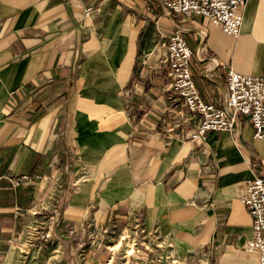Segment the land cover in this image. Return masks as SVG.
Masks as SVG:
<instances>
[{"label":"crops","instance_id":"obj_1","mask_svg":"<svg viewBox=\"0 0 264 264\" xmlns=\"http://www.w3.org/2000/svg\"><path fill=\"white\" fill-rule=\"evenodd\" d=\"M244 15L235 37L162 0H0V264H17L45 210L73 261L77 239L137 210L180 259L260 264L241 195L264 175V137L244 117L192 139L198 118L165 90L161 61L160 35L179 24L197 88L222 103L231 67L264 76V0Z\"/></svg>","mask_w":264,"mask_h":264},{"label":"built area","instance_id":"obj_2","mask_svg":"<svg viewBox=\"0 0 264 264\" xmlns=\"http://www.w3.org/2000/svg\"><path fill=\"white\" fill-rule=\"evenodd\" d=\"M248 1L162 0V3L168 15L199 14L205 16L211 24L237 37L241 34ZM91 9V7L87 8V15L90 14ZM172 32L169 36L165 33L160 35V44L167 50L161 58L166 65L165 90L175 92L189 114L198 118L197 129L193 131L191 138L199 143L204 142L211 134H216L220 130H232L244 117L251 121L255 131L254 136L258 139L264 137V76L241 73L231 67L228 70L224 101L220 104L206 102L191 72L190 59L193 50L187 43L179 24ZM146 59L143 58L142 61L147 62ZM133 85L140 86L137 81ZM253 174L246 180L245 191L241 195L242 202L248 206L253 218V235L244 242V247L247 250H257L260 254V264H264V175ZM127 221L123 232L129 231L127 234L134 233L136 236H142V244L145 248L150 247V242L159 248L164 247L167 250L165 260L170 261L168 264H181L182 261L174 251L173 244L159 232L158 225L151 228L147 226L143 221L142 213L137 210L128 214ZM119 227L115 218L111 217L109 223L102 227L103 235L112 239ZM49 235L50 232L46 231V236ZM201 252L202 254L193 257L197 258L199 264H209L207 257L203 251ZM163 257L164 255H161L155 264H160Z\"/></svg>","mask_w":264,"mask_h":264},{"label":"rangeland","instance_id":"obj_3","mask_svg":"<svg viewBox=\"0 0 264 264\" xmlns=\"http://www.w3.org/2000/svg\"><path fill=\"white\" fill-rule=\"evenodd\" d=\"M50 216L51 213L45 210L38 216V219L35 217V220L30 222L28 233L31 232L30 235H32L33 241H28L25 246L21 245L17 248V264H86L91 259V255L97 256L95 264L99 260L102 262L101 264H110V259H114L111 264H155L161 258V255H164V257L160 264H168L170 262L169 260H165L167 250L164 247L161 246L159 248L150 242V247L145 248L142 244V236H136L134 233L128 234L131 236L130 239L124 241V244L116 251L110 250L109 246L116 245L120 237L129 232H123V228L127 225V220L123 226L119 227L112 239L103 235L102 228L90 229L85 236L77 239L78 251L76 254L78 260L73 261L70 259V256L72 258L74 253L72 249L69 251L67 248H64L61 244L62 240H58L54 234L46 236V231H51ZM36 232H44V238L35 237L34 234ZM149 238L152 237L149 236ZM132 244H134L133 250L135 251L129 255ZM89 248L93 249L94 252L92 254L88 250ZM181 261V264H199L197 258L193 256H190L188 259H181Z\"/></svg>","mask_w":264,"mask_h":264},{"label":"bare ground","instance_id":"obj_4","mask_svg":"<svg viewBox=\"0 0 264 264\" xmlns=\"http://www.w3.org/2000/svg\"><path fill=\"white\" fill-rule=\"evenodd\" d=\"M128 233V232H127ZM130 235L128 234H124L122 235V237H120V240L116 243V245H113V246H109V248L112 250V251H116L118 248H120L123 244H124V241H127L130 239ZM133 242V241H132ZM133 246L134 244L131 245V248H130V251H129V255H131L132 253H134L135 250H133ZM137 249V248H136Z\"/></svg>","mask_w":264,"mask_h":264}]
</instances>
